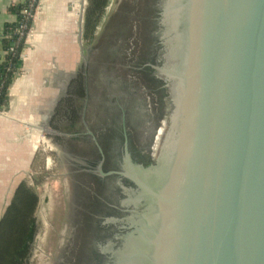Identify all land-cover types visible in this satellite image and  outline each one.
Instances as JSON below:
<instances>
[{
  "label": "water",
  "instance_id": "1",
  "mask_svg": "<svg viewBox=\"0 0 264 264\" xmlns=\"http://www.w3.org/2000/svg\"><path fill=\"white\" fill-rule=\"evenodd\" d=\"M179 1L160 146L121 172L137 188L119 263L264 264V0Z\"/></svg>",
  "mask_w": 264,
  "mask_h": 264
},
{
  "label": "flooded vegetation",
  "instance_id": "2",
  "mask_svg": "<svg viewBox=\"0 0 264 264\" xmlns=\"http://www.w3.org/2000/svg\"><path fill=\"white\" fill-rule=\"evenodd\" d=\"M179 6L180 1L172 4L171 0L121 2L114 11V32L77 76L80 94L76 97L81 99L84 91L92 90L98 105L99 100L105 105L98 106L101 114L95 119L77 121L75 132L69 131L73 133L67 147L81 160L73 173L74 197L81 209L73 221L76 231L70 253L67 249L65 262L60 264H119L118 253L134 229L127 219L136 211L127 200L136 195L137 188L121 172L133 169L132 164L149 167L154 163L153 151L160 146L165 131L160 125L171 109L169 88L159 68L167 62L170 43L165 33L168 25L175 26L171 12L176 7L180 12ZM99 64L116 68L109 82L115 87L119 82L117 90L122 93L95 85ZM112 95L115 97L109 99ZM72 118L75 116L69 112L66 127L73 123Z\"/></svg>",
  "mask_w": 264,
  "mask_h": 264
},
{
  "label": "rangeland",
  "instance_id": "3",
  "mask_svg": "<svg viewBox=\"0 0 264 264\" xmlns=\"http://www.w3.org/2000/svg\"><path fill=\"white\" fill-rule=\"evenodd\" d=\"M124 1L126 0L108 1L103 12L101 24L91 41L85 39L84 36L81 40L78 34L82 19L84 18L85 21V12L89 6V0H57L56 3L62 8V12L57 7H53L44 17L45 23L43 26L45 27L43 30L47 31L49 27L53 30H61H55L56 33H41L42 42L46 43L47 40H51L50 37L52 35L54 38L57 37L53 43L50 42V45L56 49L55 54L60 51L62 41H68L69 45L73 44L75 49L78 46L79 64L74 70L67 73L58 63L48 65V68H53L46 70L54 78V81H52L53 89H50L46 94H42L39 88H29L24 91L27 93L26 98H29L35 91L38 94L33 98L36 106L35 110H33L35 112L28 109L20 117L22 120L26 118H29V120L23 121L26 124L20 121V140L23 149L21 171L18 176H15V182L27 181L35 188L40 198L36 211L38 230L33 242L31 257L27 264H60L65 262L67 249L70 253L69 247L72 246L73 236L76 231L73 221L76 213L81 209L77 196L76 198L74 197L75 178L73 173L77 170V164L80 165L81 160L78 156L71 155L67 147L68 137L75 132L76 127L73 132L64 129L68 123L66 116L70 112L66 108L75 105L72 101L77 98L72 91L78 87L76 84L77 76L83 64H87L89 60L90 62L93 61L94 51L98 52L97 47L105 43L110 38L111 33L114 32V11ZM67 9L68 11L73 10L72 13L78 10L80 14L66 17ZM36 10L33 18L36 16ZM78 11L77 13H79ZM45 46L48 47L49 45ZM82 50L83 54L81 53ZM98 67L97 79L94 81L95 85H100L101 88L106 87L117 94L119 82H116V87L109 82V78L113 77L116 68L109 66L105 69L102 64H99ZM108 73H110V76L106 78ZM66 77H68V82L65 89ZM86 92L89 94L90 99L88 101L86 98L80 99L76 106H79V113L77 112L79 122L88 123L92 118L95 119V117L99 116L101 111H99L98 102L95 101L97 100V93L92 90H86ZM118 92L122 93L121 90ZM114 95L112 97L109 96V99H112ZM62 97L63 99L60 101ZM124 97L125 93L122 95V98ZM116 99L118 103L122 104L117 95ZM55 100L57 101L54 102ZM59 101L62 102V105L60 109L56 110L60 106ZM96 107H98V110ZM30 121H33L31 122L32 127H30ZM62 127L64 128L62 129ZM28 137L32 140L31 142L29 141L31 144L27 143ZM24 148H26L25 151ZM29 149L31 153H29ZM13 193L12 191L9 201H11Z\"/></svg>",
  "mask_w": 264,
  "mask_h": 264
},
{
  "label": "crops",
  "instance_id": "4",
  "mask_svg": "<svg viewBox=\"0 0 264 264\" xmlns=\"http://www.w3.org/2000/svg\"><path fill=\"white\" fill-rule=\"evenodd\" d=\"M25 0H0V51H2V35L5 27L9 23L17 21L18 14L15 6L24 2ZM57 0H40L36 10V16L33 19L32 27L27 35L26 44L21 56V65L19 70L14 75L9 92V102L4 106V113L0 115V219L5 212V208L10 203V195L12 191L16 189L19 181L15 182V176L21 171V159H22V145H21V124L29 118L21 119V115L26 113L28 109L35 110L34 100L35 95L38 92L35 91L29 98H26L25 90L29 88H39L42 94L48 93L50 89H53L54 78L52 74L47 73L46 70L53 69L48 68V65L58 63L62 69H65L66 73L74 70L79 64V47L73 44L69 45L68 41H62L60 51L55 54L54 46L50 45L57 39L50 37L51 40H47L46 43L42 42L41 33H56L55 30L48 28L47 31L43 30L45 26L44 17L53 7H57L62 12V8L56 3ZM68 11L67 15L76 16L80 12L78 10ZM77 11L79 13H77ZM60 23V20H59ZM58 23V24H59ZM59 27V26H58ZM60 28V27H59ZM68 32V31H67ZM79 38L82 40L84 36V18L80 25ZM47 36H49L47 34ZM45 45H49L48 47ZM58 49V48H57ZM83 54V50L81 52ZM55 54V55H54ZM57 56V57H55ZM83 56V55H82ZM55 57V58H54ZM59 66V65H58ZM66 85L68 77L65 78ZM24 92V93H22ZM67 93V92H66ZM63 97L60 101H62ZM55 100L54 102H56ZM59 101L60 109L62 102ZM35 112V111H33ZM33 121H30V124ZM26 124V122H23ZM33 125L31 124L30 127ZM31 142V138L28 137L27 143ZM29 142V143H30ZM31 144V143H30ZM26 148H24V151ZM29 153L31 150L29 149Z\"/></svg>",
  "mask_w": 264,
  "mask_h": 264
},
{
  "label": "trees",
  "instance_id": "5",
  "mask_svg": "<svg viewBox=\"0 0 264 264\" xmlns=\"http://www.w3.org/2000/svg\"><path fill=\"white\" fill-rule=\"evenodd\" d=\"M108 1L89 0L84 21L85 39L91 41L94 37L101 24ZM38 3L39 0H25L16 5L17 21L7 24L4 29L2 35L3 49L0 51V106L2 108L9 102V88L21 65L22 52L34 19L33 16L26 14L25 10L35 13ZM72 92L76 96L80 94L78 87ZM84 94L86 95L81 96V99L87 98L86 91H84ZM79 100L77 98L72 101L75 105L72 106L70 113L75 118H72L73 123L70 124V127L64 128L67 131H73L75 127L77 128L79 106L77 107L76 103ZM102 102V100H99V105ZM102 105L105 104L102 103ZM39 200L37 191L27 181H21L16 187L12 199L0 220V264H27L29 262L38 230L36 211Z\"/></svg>",
  "mask_w": 264,
  "mask_h": 264
},
{
  "label": "bare ground",
  "instance_id": "6",
  "mask_svg": "<svg viewBox=\"0 0 264 264\" xmlns=\"http://www.w3.org/2000/svg\"><path fill=\"white\" fill-rule=\"evenodd\" d=\"M170 24H172V22L170 23ZM175 30H176V26H173V25H168V32H167V35H166V37H167V39L169 40V42H170V45H176V43H172L173 41H174V39H175ZM177 31V30H176ZM180 86V85H179ZM131 171V170H130ZM132 174H134V172L132 173ZM131 242L132 241H129V244H128V248H127V250L125 251V252H123L122 251V254H124V256H125V254H131V252H132V250L130 249L129 250V246L131 245ZM127 260L128 259H125V260H123L122 262H120L119 264H125L126 262H127Z\"/></svg>",
  "mask_w": 264,
  "mask_h": 264
},
{
  "label": "built area",
  "instance_id": "7",
  "mask_svg": "<svg viewBox=\"0 0 264 264\" xmlns=\"http://www.w3.org/2000/svg\"><path fill=\"white\" fill-rule=\"evenodd\" d=\"M26 14H28L29 16H33L34 17V13H32L30 10H25ZM3 113V108L0 106V114Z\"/></svg>",
  "mask_w": 264,
  "mask_h": 264
}]
</instances>
